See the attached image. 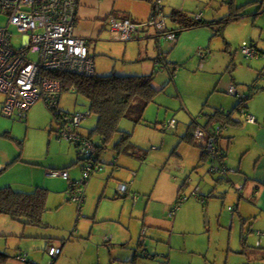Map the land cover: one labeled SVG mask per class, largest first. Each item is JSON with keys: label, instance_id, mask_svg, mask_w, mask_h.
Returning a JSON list of instances; mask_svg holds the SVG:
<instances>
[{"label": "rangeland", "instance_id": "obj_1", "mask_svg": "<svg viewBox=\"0 0 264 264\" xmlns=\"http://www.w3.org/2000/svg\"><path fill=\"white\" fill-rule=\"evenodd\" d=\"M169 1L173 0H164L167 7ZM179 1L180 2L176 3L183 4L182 0ZM196 1L200 2L202 5L201 10H209L211 18L215 16L217 19H224L228 14H230L231 8L229 2L231 0ZM250 1H252L253 8H250L249 11H257L260 8L259 6H261V2L259 3L254 0H235V3L237 6H240L241 4ZM248 7L250 6L248 5ZM167 10L169 11V8H167L166 11ZM170 12L171 10L166 13L169 14ZM8 19L7 15L0 13V27L5 26ZM222 24L223 22L217 24L218 26L211 31V34H215V36H213L212 39L209 37L210 40H208L207 45L212 46L213 53L210 58L213 59V62L206 67H204V60L203 65L200 64L201 66L199 67L198 64L200 63V60L198 62L199 57L197 54L195 55L196 58L195 56L190 55L183 60H177L172 56L173 51L170 50V48H166V52L169 56V59H167L168 63L164 62L161 63V65L160 62H156L155 60L156 67L153 69V84L159 91L155 100L147 106L143 121L141 123H136L129 119H122L119 123L120 130L124 129L132 132V140L136 145L142 148L141 152L147 150L145 157L142 159L139 158L140 160L137 165L138 168H136L138 173L137 176L133 178L136 182L143 179L140 187L144 191L138 190L140 191L139 196L141 197V205L142 202L145 203L142 206V210H146V202L149 203L147 215H153L155 218L169 219L167 216L168 213L165 214L164 212V216H162V211L167 205V199L170 198L173 193L177 194L176 186L180 184L173 181L171 178L173 174H176L174 162H176V167L180 166L185 160L182 159L185 155L184 150L187 148V151H190L193 154L192 149H199L197 144H202V140L200 139L196 140L194 143L190 142L188 139H184L188 130V121L190 119L187 118L184 120L179 118L177 116V111L180 109L186 112L188 107L197 109L200 105L199 102L202 103L204 101H207V107L213 109V106H216L214 104V95H216V97L223 96L227 98L229 103H231L230 107H232V105L235 104L239 98L229 93V87L225 88L227 82L231 80V72L229 70L231 67L230 63L233 59L238 60V64L241 62L247 66L251 65L253 62V59L246 58L237 46L230 47L232 48L230 49L228 44H226V40L228 42L229 40H237L238 37L241 36L243 29H239L237 25H230V23L224 29ZM222 33L228 34L227 37L229 39L225 40ZM14 38L17 42L21 41L23 39L22 32L15 30ZM191 40H189V42ZM189 42L187 44H189ZM149 46L150 57L147 58V60L154 63V58L158 53L159 46L161 47V45L158 42L151 40ZM112 47H114L115 52L113 55L110 54V56L115 57L120 62L124 60L129 61V59L133 60L137 57L138 44L134 43L132 40H129L128 42L118 40H109L106 41V43H104V41L99 42V51H109ZM186 47H188V45ZM196 49L197 46L195 47V50ZM236 56L237 58H235ZM97 57L99 56L97 55ZM177 57L181 59L179 56ZM169 60L173 63L169 64ZM184 60L186 61L185 63L183 62ZM112 66L115 67L116 64H113ZM117 69V72H114L111 69H97L96 73L98 75H107L111 73H119L124 70L120 63L117 65ZM174 70L175 74L173 75ZM251 81H253V78ZM251 81H245L244 83L250 85ZM176 82H179L180 89H178ZM212 82L213 84H211ZM210 85L215 87L216 85L219 86L217 91L216 88H212L214 95L208 90ZM260 85L262 86L263 83L260 82ZM239 86L241 89L245 87L243 85ZM248 87L249 86L247 85V88ZM247 88L246 92H248ZM263 91L264 90H258V92H255L254 95H257L259 92L263 93ZM4 99L5 94L0 92V131L6 130L7 128L9 131H15V133L19 135L22 143L10 131L8 135L0 136V146L6 149L17 147L25 154L31 152L33 153V157L38 159V161L43 163L45 166H50L51 164L58 165L57 169H49V172L53 170H62L64 165L70 163L71 166L68 167V170L70 171L71 177L78 180L81 179L83 176V170L81 167L82 162H75V160H77V148L69 139H60L56 136L54 131H51L53 125L56 127V123L52 124V122H49L46 124H37L32 126L19 118L4 116L1 113L2 102ZM249 101L250 100L247 102ZM59 105L60 109L66 112L81 111L87 114L86 118L82 122L83 131L85 133L89 134L96 125L97 116L94 113L89 114L90 103L88 98L83 94L69 90L64 91L60 98ZM226 106L229 107V105ZM44 111L45 113L51 115L49 110L44 109ZM185 114H187V112ZM235 114L240 118V111H236ZM171 119H175L176 121L178 120L179 122L177 121L174 128H171L170 126L169 128H165L164 123H168ZM97 135L98 134L96 133L95 138L99 137ZM120 136V132H115L110 141L107 142V157L112 158L113 145L117 142ZM224 140L225 135L222 139L223 145L226 144L224 143ZM153 146L156 148H153ZM235 151V148H231L230 156H226L225 158L229 161L233 160V162L237 163L235 164L236 167L240 161V153L235 159ZM127 156L129 157L130 155L122 153L120 156V162L122 163ZM111 160L105 161L107 163H102V168L95 172L89 182L84 185L85 192L87 190L88 199L84 205H82L81 214H79L78 211L80 204L72 199L68 200V191L70 193L71 190L70 181H62L61 177H55L52 174H50V177H53L54 180H46L48 183H51L52 181V184L50 185H55L56 187L51 188L47 186L52 190L56 189V191L51 192L48 204V223L51 225L48 226L49 229L47 230L51 233H57V235H60L61 237H57L55 240L60 243L65 242V250L71 249L72 255L71 258L66 259V261L58 260L56 264H87L92 260H94V264H97L98 261L102 264H110L111 261H115L116 264H130L129 261L134 259L136 252H140L141 254L143 247L140 248L139 239L141 228L145 223L142 212L134 214L132 220L130 219V222L129 220L126 221L128 225H130V231L127 233V236L123 238V241H119V245L116 244V242H118L116 239L112 240L113 243L103 239V235L111 233L104 229L105 226L107 227L109 224L116 223H113L112 221H96L94 219V213L96 214V211L99 208V198L102 195L105 184L110 180L111 183L114 182L116 185V177L121 174V172L113 174L114 164H111ZM23 165L24 163L22 160L18 159V161L9 165L7 169L3 171L0 170V181L8 176L15 179L14 186L16 187H31L37 183V181H35V177H44L42 174L43 172H41L40 169H37V171L33 174L25 172L22 168ZM210 165V161L204 162V165L201 164L199 170L207 174ZM173 166L174 169L171 168ZM226 166L230 170L228 171V175L229 173H234V169L232 167L228 164ZM194 172L195 170L191 168L185 174L189 177L195 178L198 176V173ZM112 174L113 176H110ZM182 177L183 176L180 175V179ZM200 179L201 178L199 177V180ZM206 179L208 180V178ZM92 181H94V185L98 184L100 181V186L103 181V185L98 194L90 187ZM205 181L206 180L201 181L202 187L203 184L206 185ZM187 183H189V180H187ZM219 184L220 187L216 191L218 194L216 196H218L217 198L219 199H210V201L215 200L217 204L213 215H210L209 212H203L202 219H199L196 211L193 210V214L190 218L179 222L181 229H174L172 232L173 236L170 232V226H161L157 223L151 224L152 226L149 227L151 232L144 238V242L149 249L150 256L146 258L139 257V260L135 261L133 264H161L163 261H167L170 264H264V257L259 254V251L262 250L254 246L257 243L253 245L251 242H249L248 245L243 243L241 239L243 233L241 232L242 227L245 226V224H242L238 214L231 221L227 206H223L224 203L225 205H231L226 202L231 201V199L234 198V195L236 196V189L232 187L230 183H227V181ZM63 185H66V196L64 198V202H62L63 193L60 192V190H57L62 189L60 187ZM87 185L89 186V189ZM222 187L228 191V194H223L221 192ZM151 189L154 191V194H151ZM189 194L192 196L191 190L189 191ZM115 201H112L111 205H113ZM194 201L197 202V200L193 197L191 199V203L190 199L186 201V203H190L192 204L190 206H193ZM52 205L54 206L52 207ZM101 208L108 211L107 209H104V207ZM46 219L47 217H45V220ZM71 221H73L72 225ZM78 221L79 229L82 228L83 224L86 225L83 230L88 233L87 235L82 234V237H80L81 234H77ZM93 224L94 233L91 232ZM103 224L104 226H102ZM247 224L248 226L245 228L249 227V221L246 225ZM69 225H71L70 228H68ZM136 225L138 226L137 229ZM97 226H102L103 229L98 230L96 228ZM131 234L133 236L132 238ZM88 242H91V244ZM154 255L156 256L154 257ZM51 261L52 258L49 257V260L46 262L49 264ZM15 263L24 264L14 258H11L8 262V264Z\"/></svg>", "mask_w": 264, "mask_h": 264}, {"label": "crops", "instance_id": "obj_2", "mask_svg": "<svg viewBox=\"0 0 264 264\" xmlns=\"http://www.w3.org/2000/svg\"><path fill=\"white\" fill-rule=\"evenodd\" d=\"M157 0H79L78 3V12H77V23H76V34L79 36H83L86 38L88 43V49L89 54L94 59V66H95V74L96 70H112V71H118L117 65L120 63L122 68L124 70L120 71L119 73H115L118 75L126 74L127 76L132 75H149L154 74L153 69L156 67V62L164 63L167 62L169 59V56L167 54L166 48H170V50L173 51V57L177 60H183L184 58L193 55L199 57L198 62L200 60V63L198 64L199 67L200 64L203 65L204 60V67L207 65H210L213 62V59H211V55L213 53V49L211 45H207V42L209 37L212 39L215 34H211L212 29L216 28L219 23H224L223 28L225 29L226 26L230 23V25H237L239 29H243V32L241 36L238 37V39H234L233 41L229 42L226 39H229L227 36L228 34L222 33V36L226 40V44H228L229 48L237 46L239 50L241 51V46L243 44H251L256 46V48L260 51V55H264V0H254L256 2H261V6L257 11H249L252 7V1L245 2L241 5H243V9L240 11H237L240 15L238 17L234 16H228V18L224 19H217L215 16L211 18L209 10H201L202 5L200 2H197L196 0H182L183 4H178L176 2H180L179 0H173L169 1L168 7L164 3V0H160L161 5L163 7V14L165 15V21H166V29L170 31H176L180 32L177 36L175 41L168 40V38L163 34L157 32V29L154 25H150L148 22H150V19L154 16V2ZM166 2V1H165ZM230 3V8H233L234 6H237L235 3V0H232ZM233 4V5H232ZM248 5L250 7H248ZM169 8V11L171 12L167 14L169 11L166 9ZM263 9V10H262ZM177 10H181L184 12V18L186 19L184 23L181 21L182 18L178 16H173L174 12ZM201 10V11H199ZM232 11V9H231ZM230 11V13H231ZM244 11V12H242ZM167 12V13H166ZM112 16H116L119 18L127 17L132 19L135 22L140 23L141 25L138 28L137 33L134 35V37L130 40L134 41V43L138 44V53L137 57L133 60L129 59V61H119L115 57L110 56L114 54V47H112L109 51H99V42L109 40H116L113 39L108 32L110 29V23L109 19ZM192 16V17H191ZM181 18V20H180ZM202 19L205 20L207 23L211 22L213 24L210 26L209 24L201 25V26H195V27H189L186 26V23H191L194 19ZM183 23V24H182ZM236 23V24H233ZM241 27V28H240ZM224 32V31H223ZM165 38H164V37ZM208 37V38H207ZM104 38V39H103ZM192 39V40H191ZM206 39V40H205ZM154 40L158 42L161 47L159 46L158 53L156 57L154 58V63L152 61H148L147 58L150 57L149 53V45L150 41ZM189 40H191L189 42ZM119 41V40H118ZM129 41V40H128ZM125 41V42H128ZM189 42V44H187ZM195 44V46H194ZM165 45V46H164ZM188 45V47H186ZM197 46V49L195 50V47ZM232 49V48H230ZM169 51V50H168ZM172 53V52H171ZM175 53V55H174ZM241 53L244 55V53L241 51ZM97 55L99 57H97ZM257 56L254 58L247 57L248 59H253V62L251 65L247 66L240 62L238 64V60H232L230 63V72H231V80L227 82V85H225V88L236 86L238 89V92L241 94H246L248 96V92H246L247 85L244 83L245 81H251L253 78V81H251V84H254L257 86L259 85V81L264 83L263 79H260V77L264 78V56ZM177 56H179L181 59H179ZM196 58V56H195ZM237 58V56L235 57ZM156 60V62H155ZM179 62V61H178ZM186 62L185 60L183 61ZM181 62V63H183ZM166 63V65H167ZM169 60V64H171ZM113 64H116V66H112ZM162 65V64H161ZM98 66V67H97ZM179 68V66H178ZM261 71H260V70ZM177 70V66H176ZM114 74V73H111ZM107 74V75H111ZM175 74V70L173 75ZM235 74V75H234ZM107 75H99V76H107ZM179 78V77H178ZM214 81V80H213ZM63 89L60 94V98L62 96V93L64 91H72L77 93V89L75 85H71L68 89H65L63 83ZM213 84V82L211 83ZM176 85L178 89H180L179 82H176ZM239 85L245 86L244 88H240ZM75 87V90H72V87ZM224 86V85H223ZM264 87V84L263 86ZM216 88V91L218 90L219 86L216 85L212 86L210 85L209 91L210 93H213V89ZM228 88V89H229ZM248 89V88H247ZM230 93V92H229ZM231 95H235L231 93ZM237 96V95H235ZM60 98H59V104H60ZM6 99V96H5ZM4 99V101H5ZM246 104V110L248 113L254 115L257 118L256 122H249L245 120V117L242 115V112H240L241 116L240 118L234 114V117L238 120H242L237 124H231L228 125L222 133V139L225 135L224 143H226L227 148V155L230 156L231 148H235L236 151L234 152L235 159L240 153V161L238 166L235 167V162L233 160H228L225 158L226 165L228 164L230 167L234 169V173H229L228 177L230 179L235 180L237 182L236 186H240V184H245L244 189L239 191V187L235 188V186L232 185L230 182V185L236 189V196L234 195V198L231 199V201L226 202L231 205H222L225 207L227 206L228 213L230 214L231 221L236 217L238 214L242 224L245 226L242 227V241L243 243L247 244L251 242V244L254 245L258 249L260 248L262 251H259V254H261L264 257V237H262L258 232H264V91L263 93H258L257 95L251 96ZM1 107V113L4 116L11 117V118H18L16 114L12 115H6L3 112V104ZM214 104L216 106H213V109L208 106L207 101L205 102L207 105H204V102H199V106L197 109H193L192 107H188L186 109V112L183 110L177 111V116L181 119L186 120L189 118L188 124L192 120L193 117H196L200 115L201 113H211L216 108H222L225 111H230L234 109L235 104L230 107L229 101L227 98L223 96H217L214 95ZM226 105H229L227 107ZM60 108V105H59ZM61 110V109H60ZM63 111V110H62ZM90 112V111H89ZM53 117V118H52ZM58 119V112H56L55 116H51L50 114L45 113L44 111H31L29 113V116L27 119H24L23 121H26L29 125H37V124H46L49 122L56 123ZM206 118H201V123L204 124ZM178 121V120H177ZM179 122V121H178ZM166 123V122H165ZM164 123V126H165ZM95 127V126H94ZM93 127V128H94ZM169 128V127H165ZM174 128V127H171ZM51 131H54L56 133V136L60 138L57 134L56 127L53 125L51 128ZM11 133L22 143L20 140L19 135L10 130ZM7 128L6 130L0 131V136L2 135H8L10 132ZM85 133V132H84ZM91 133V132H90ZM89 135L93 141L97 143H101L100 135L98 138H95L91 134ZM62 139V138H60ZM119 140V139H118ZM117 140V141H118ZM74 143V142H73ZM135 143V142H134ZM116 144V143H115ZM113 145L112 149V159L111 157L106 156V151L108 149V144H104L102 147L100 146L97 150L99 151V160L102 163H107L105 161L111 160V164H114V170L113 174L121 172L119 176H117V182L111 183L109 180L102 191V195L100 196V203L99 208L96 211V214L94 213V219L96 221H112L116 224H109L107 227L105 226V230H108L107 232H111L110 234L107 233L103 235V239L105 241H109L110 243H113L112 240L116 239L118 242L116 244L119 245V241H123V238L127 236V233L130 231V225L126 222L130 219L132 220L133 215L138 212L143 213L144 215V224L141 228V234H140V248L143 247L142 252H136L134 259L130 262V264L135 263V261L139 260V257L146 258L150 256V252L148 247L146 246V243L144 242L145 236L150 233L149 227H151V224L157 223L161 226H170L171 228V235L173 236L172 232L174 229L178 228L181 229L179 222L182 220H185L187 218H190V216L193 214V210L196 211L199 219H202L203 212L213 215L216 202L215 200H211V198L219 199L217 198L218 195L216 191L220 187L219 183H223L224 178H221L219 172L213 171L214 162L212 161V157L207 154L208 156L203 157L202 156V148L201 144H197L198 148H194L193 154L190 151H187V148L184 150V156L183 160L184 163H181L180 166L176 167V162H174V166L176 169V174L172 175V180L175 182L180 183L177 187V194L173 193V195L170 196V198L167 199V205L162 211V216L168 213V218H155L153 215H147L149 203L146 202V210H142L141 205V197L139 196L138 190H142L140 187V184L143 182V179L136 182L133 177L137 176L138 170V161L139 158H144L146 155L147 150H144V152H141V147L136 145L133 147H128L126 150H124L122 147L118 148ZM196 144V143H195ZM75 147L77 148V160L75 162L81 161V154L79 151L78 146L74 143ZM153 148H156L153 146ZM123 149V150H122ZM122 153H127L130 155L127 156L122 163L120 162V156ZM192 154V156H191ZM13 156V157H11ZM18 159H21L24 165L22 166L23 170L27 173H35L37 169H40L44 177H35V181L37 183L31 187H16L15 179L12 177L6 176L3 180L0 181V188L9 186L15 191L19 192H32L34 191L38 186H44V187H51L56 188L55 185H50L51 183H48L46 180L52 179L53 177H50L51 172H49V169H57V164H51L50 166H45L43 163L38 161L35 157H33V153L28 152L24 153L17 147H12L10 149H6L2 146H0V170H5L8 168L9 165L12 163L18 161ZM104 160V161H102ZM116 163H113V162ZM210 161L211 165L209 167V173L205 174L204 172H201L199 170V167L201 164L204 165V162ZM70 164V163H69ZM64 165L62 170L67 169L68 172V178H65L64 176H58L61 177L62 181H71L76 178H72L70 171L68 170L69 165ZM69 165V166H68ZM174 166L171 167L174 169ZM82 167V165H81ZM191 168L195 170L194 173H198V176L193 178L187 176L185 174L188 172ZM45 169V171H44ZM170 170V169H168ZM172 171V170H171ZM173 171V172H174ZM110 175V176H113ZM211 174V175H210ZM234 174V175H233ZM180 175L183 177L180 179ZM187 177H186V176ZM33 176V175H31ZM56 177V176H55ZM199 177L201 178L199 180ZM208 178V180L206 179ZM60 179V181H61ZM102 179V178H101ZM100 179V181H101ZM187 180H189V183H187ZM206 180V185L203 184V187L201 185V181ZM100 181L98 184L94 185V181L91 182L90 187L94 189L97 194L99 193L103 181ZM89 182V181H88ZM126 185V194L122 195L120 188L121 184ZM228 183V182H227ZM2 185V186H1ZM47 187V188H48ZM88 189L89 186L87 185ZM49 189L48 196L46 199V210L43 214V223L41 225H32V224H26L23 221H19L17 219H14L10 214L8 213H2L0 214V253L4 254L5 259L0 260V264H8L11 258L16 259L17 261H20L24 264H27L28 262H35L37 264H48L46 261L49 260V257L52 258L51 263L53 260L56 262L58 260L66 261V259L71 258V249L65 250V242H58L55 239L57 237H61L60 235H57V233H51L47 229L49 225H51L49 222V217L47 214V211L49 209V201L51 197V192L56 191ZM62 189L60 192L63 193V200L65 201L66 196V185H63L60 187ZM191 190L192 196H190L189 191ZM205 190V191H204ZM151 194H154V191L151 189ZM198 194L203 195L204 197L197 196ZM221 192L223 194H228L227 190H225L224 187L221 188ZM70 200V193L68 191ZM233 195V194H232ZM152 196V195H151ZM182 196L181 202L177 203L179 197ZM206 196V197H205ZM96 197V196H95ZM195 198L197 200L194 201L193 206H190L191 199ZM224 198V197H223ZM87 190L85 192L84 200L82 202V205L87 201ZM190 199V203H186ZM116 200V201H115ZM112 201H115L113 205ZM235 204V205H232ZM82 205L81 209L79 208V214H81L82 211ZM54 205H52L53 207ZM107 209L108 211L103 210ZM223 207V208H224ZM229 207H233L234 216L230 212ZM45 217L47 219L45 220ZM126 217V218H125ZM172 219V220H171ZM168 220V221H167ZM249 221V227L246 223ZM132 222V221H131ZM73 221H71L72 225ZM69 225L68 228L71 227ZM76 226V223H75ZM85 224L82 225V228L79 229V221H78V233L81 234L80 237H82V234L87 235L88 233L83 230L85 228ZM104 226V224L102 225ZM102 226H97L96 228L98 230H102ZM88 227V225H87ZM92 233H94V224H93ZM132 228V227H131ZM138 226L136 225V229ZM123 229V230H122ZM66 230V229H65ZM63 230V231H65ZM68 230V229H67ZM76 230V229H75ZM137 232V230H136ZM76 233V232H75ZM90 234V232H89ZM131 234V238H132ZM64 238V237H63ZM120 238V239H119ZM82 243V242H80ZM91 244V242H88ZM83 244V243H82ZM114 245V244H113ZM124 245V244H122ZM50 246L60 247L61 253L57 256V258H53L47 248ZM158 254V252H157ZM49 255V257H48ZM140 255V256H139ZM25 257V260L20 259L19 257ZM156 255H154L155 257ZM169 259V258H168ZM46 260V261H45ZM55 262V264H56ZM49 263V264H51ZM16 264V263H15ZM78 264V263H77ZM80 264V263H79ZM87 264H94V260ZM97 264H102L100 261H98ZM110 264H116L115 261H111ZM161 264H170L167 261H163Z\"/></svg>", "mask_w": 264, "mask_h": 264}, {"label": "built area", "instance_id": "obj_3", "mask_svg": "<svg viewBox=\"0 0 264 264\" xmlns=\"http://www.w3.org/2000/svg\"><path fill=\"white\" fill-rule=\"evenodd\" d=\"M78 3L79 0H0V13L9 18L7 24L0 27V92L6 96L3 112L6 115L16 114L20 120L27 119L31 111L47 109L51 116L58 112V136L74 142L82 156L83 176L70 181V198L82 205L85 181L103 164L99 162L96 143L83 132L82 122L87 114L60 110L63 84L61 78L54 75L58 72L80 76L95 74L94 59L89 54L87 40L75 31ZM164 16L160 0L155 1L154 16L148 23L168 40L175 41L176 31L166 29ZM109 23L108 32L119 41L132 39L141 25L130 18L116 16L110 17ZM15 30L22 32L21 41H15ZM241 51L250 58L260 55L256 46L251 44H243ZM72 90H75L74 86ZM228 91L238 95L235 86ZM239 96L246 98L244 94L239 93ZM242 115L249 122L257 121L250 113L243 112ZM175 123L176 120L171 119L167 126L173 127ZM221 132L220 126L208 133L202 125H198L194 136L206 141L205 152L213 158V171L225 175L229 169L218 147ZM51 174L68 178L66 170H53ZM119 189L126 193L125 184H121ZM233 209L229 207L232 214ZM258 233L264 237V232ZM47 250L53 258L61 253L60 247L50 246ZM19 258L25 260V257Z\"/></svg>", "mask_w": 264, "mask_h": 264}, {"label": "trees", "instance_id": "obj_4", "mask_svg": "<svg viewBox=\"0 0 264 264\" xmlns=\"http://www.w3.org/2000/svg\"><path fill=\"white\" fill-rule=\"evenodd\" d=\"M230 2H232V0ZM231 9L232 11L228 16L238 17L240 14L237 13V11L242 10L243 5H233V8ZM173 14V16L179 15L181 18L184 16V12L182 11H175ZM183 18L181 21L184 23L186 19ZM226 18L228 17L226 16ZM205 24H209L210 26L213 25L211 22L207 23L205 20L199 18L196 20L194 19V21L192 20L191 23H186L185 25L189 27H195ZM224 24L225 22L222 25ZM179 33L180 32H177V36ZM54 75L61 78L63 83L65 82V89H68L71 85H75L77 93L83 94L88 98L90 103L89 114L94 113L97 116V123L91 130L90 134L93 136L96 133L100 135L101 143H97L96 145L98 148L110 141L115 132L121 133L119 140L115 144L116 147H122L124 150H126L128 147L135 146V143L132 140V132L126 131L124 129L120 130L119 123L122 119H129L136 123H141L143 121L147 106L155 100V97L159 91L153 84L154 74L127 76L114 73L107 76H80L58 72ZM260 79L264 80L262 77H260ZM260 82L261 81H259V85L257 84V86L254 84L248 85L249 94L248 96L245 94L246 98L240 97L239 92L238 95L235 94L239 100L235 104L233 110L225 111L222 108H216L211 113H201L200 115L193 117L188 125V130L184 136V139H188L192 143L196 142V140H199L194 136V130L198 125H202L208 133H211L218 126H220L222 128V138L223 130L228 125H235L240 121L242 122V120H238L234 117L236 111L248 113L246 110L248 99L253 96L255 92H258V90H264V87H262L263 85H260ZM204 105L207 104L205 103ZM203 117L206 118L204 124L201 123V118ZM176 123L173 127L176 126ZM165 127H169L167 126V123H165ZM205 145L206 141L202 140V144L200 146L202 150L204 149L202 151L203 157L208 156L205 152ZM218 145L223 154V158H225L227 155L226 145H223L221 141H219ZM97 152L98 159H100L99 151L97 150ZM99 162L101 161L99 160ZM113 163L116 162L114 161ZM221 178H224L223 182H228V175ZM89 180L90 178L85 181V184H87ZM48 192L49 189L44 186H38L32 192L15 191L9 186L0 188V214L8 213L14 219L23 221L26 224L41 225L43 223V214L46 210V199ZM121 194L125 195L126 193ZM200 196L204 197L203 195L199 194L198 197ZM181 200L182 196L179 197L177 203L181 202ZM79 208L81 209V205ZM4 259V254L0 253V260ZM55 262L56 260H53L51 264H55ZM27 264L37 263L28 262Z\"/></svg>", "mask_w": 264, "mask_h": 264}, {"label": "water", "instance_id": "obj_5", "mask_svg": "<svg viewBox=\"0 0 264 264\" xmlns=\"http://www.w3.org/2000/svg\"><path fill=\"white\" fill-rule=\"evenodd\" d=\"M206 154H208V153H206ZM212 161H213V158H212ZM228 171H230V170H228ZM228 175V172H227V174H225V175H220V177H225V176H227ZM232 183V185L233 186H235V188H237V187H239L238 189H239V191H241V190H243L244 189V186H245V184H240V186H236V184H237V182H235V180H233V179H230V177H228V183Z\"/></svg>", "mask_w": 264, "mask_h": 264}, {"label": "clouds", "instance_id": "obj_6", "mask_svg": "<svg viewBox=\"0 0 264 264\" xmlns=\"http://www.w3.org/2000/svg\"><path fill=\"white\" fill-rule=\"evenodd\" d=\"M233 216H234V214H233Z\"/></svg>", "mask_w": 264, "mask_h": 264}]
</instances>
